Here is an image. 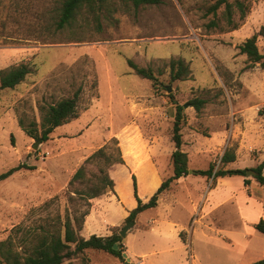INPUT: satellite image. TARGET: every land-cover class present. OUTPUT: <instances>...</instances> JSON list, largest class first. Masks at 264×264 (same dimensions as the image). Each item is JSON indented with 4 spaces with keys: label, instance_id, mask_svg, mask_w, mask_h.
Returning <instances> with one entry per match:
<instances>
[{
    "label": "rangeland",
    "instance_id": "rangeland-1",
    "mask_svg": "<svg viewBox=\"0 0 264 264\" xmlns=\"http://www.w3.org/2000/svg\"><path fill=\"white\" fill-rule=\"evenodd\" d=\"M62 1L0 0V71L22 63L31 69L15 89H0V175L23 166L0 180V241L12 237L21 249L51 219L64 217L71 209L70 179L102 147L112 155L121 151L125 160L110 169L112 178L123 183L135 174L140 188L138 176L144 174L148 183L161 185L173 175L174 114L183 105L181 149L188 154L189 174L135 219L122 240L124 253L134 264L264 259V234L255 231L249 239L231 234L264 218V187L247 175L263 191L250 199L249 189L243 194L233 183L216 187L220 178L195 174L211 165L252 170L264 161V69L239 48L264 28V0H248L246 18L239 21L235 14L236 30L209 28L216 19L209 10L218 0H162L119 11L117 23L104 25L102 32L84 19L57 29ZM257 45L264 55L263 37ZM172 59L189 66L185 80L171 79ZM128 60L151 68L157 85L136 75ZM78 89V118L56 128L47 141L31 138L19 125L20 120L40 125L42 107ZM195 98L206 101L200 111L189 104ZM226 151L236 154L235 162L222 163ZM122 187L130 199V185ZM149 192L143 189V197ZM92 201L91 230L84 236H108L130 202L116 188ZM86 256L87 264H127L106 252Z\"/></svg>",
    "mask_w": 264,
    "mask_h": 264
},
{
    "label": "trees",
    "instance_id": "trees-1",
    "mask_svg": "<svg viewBox=\"0 0 264 264\" xmlns=\"http://www.w3.org/2000/svg\"><path fill=\"white\" fill-rule=\"evenodd\" d=\"M161 3L162 0H63L59 9L56 27L59 30L72 28L80 19H84L87 25L92 26L98 32H102L104 25L117 23L118 20L114 18V15L119 11H125L130 7L138 10L143 6ZM221 7H224V10L219 15ZM249 10L250 3L248 0H218L209 10V13L214 14L216 18L209 22V28H221L223 31L236 30L240 24L235 20V14H238L239 21H243ZM221 19H224L225 26L221 24ZM259 37L264 38V28L248 38L239 48L241 54L247 55L249 60L251 59L253 63H259L260 67L264 69V55L257 45ZM128 65L136 75L152 80L154 85H157V79L151 68L138 66L132 60H128ZM168 65L173 81L185 80L190 74L189 66L183 59H172ZM30 73L31 69L25 63L1 70L0 89H15L25 81ZM80 92L81 90L78 89L72 97L64 98L48 107H42L40 125L33 121L29 126H25L22 120H20L19 125L31 138L47 141L56 128L78 118ZM189 104L200 111L206 101L195 98ZM184 114V106L177 105L172 136L176 148L172 154L173 175L158 186L148 201H143L139 195V186L135 174L131 175L132 181L125 180L123 183L119 179L111 177L110 169L115 165H124L125 160L121 151L117 155H112L106 152L105 147H102L87 157L70 179L66 193L71 209L68 210L65 216L58 215L51 219L33 236L32 241L24 243L21 249L17 248L12 237L0 241V264H87L89 259L86 252L93 250L106 252L124 262L123 238L120 237L117 228H114L113 230H117L113 231L112 235L108 237L92 235L86 239L81 236L80 232L87 216L90 214L88 208L93 199L101 197L107 192H114L115 187L130 203L131 200L137 202V206L129 211L125 219L126 224L130 221L135 222L139 214L158 206L160 195L168 191L174 182L189 174L188 154L181 149L183 144L182 128L185 122ZM235 161L236 154L233 151H226L222 157L223 164ZM22 168L23 166H17L10 169L0 175V180ZM253 170L257 174L252 178L264 187V161ZM246 171L247 169H216L214 165H211L206 170L195 171V174L214 180L221 177L242 176L245 178V182L248 183L250 181L246 179ZM138 177L141 194L143 189L149 192L151 187L156 186V183L154 184L152 180L150 183L147 182L148 176L141 174ZM125 182L131 185L130 199L123 191L122 185L125 186ZM81 202L86 206L84 211H81ZM254 228L264 234V219L254 224ZM115 244L118 245V249H114ZM251 264H264V259Z\"/></svg>",
    "mask_w": 264,
    "mask_h": 264
},
{
    "label": "crops",
    "instance_id": "crops-1",
    "mask_svg": "<svg viewBox=\"0 0 264 264\" xmlns=\"http://www.w3.org/2000/svg\"><path fill=\"white\" fill-rule=\"evenodd\" d=\"M232 177H236L235 178V180H230L229 178H231V177H221L219 180V183H218V185L216 186V187H222V186H225V183H233V185H236L237 186V188H239V190L240 191H242V192H244L243 194H247V190L249 189V190H251V193H252V195H248V197L250 198V199H252L253 197H255L256 195H261V193L263 192L262 191V189L256 184V182H248V183H246L245 182V178L244 177H242V176H232ZM158 186H159V184L158 183H156V186H154V187H151V189H150V192H149V194L144 198L143 197V195L141 194V192H140V188H139V195H140V197L143 199V201H148L149 199H150V197L155 193V191L157 190V188H158ZM227 186V185H226ZM116 188V187H115ZM236 188V187H235ZM132 194H133V189H132ZM130 197H131V185H130ZM257 197V196H256ZM162 200V198L160 199V201ZM91 203H92V206H93V201H91ZM158 204H159V202H158ZM135 206H137V202H136V200H131V203H126V206L123 208V218H122V220H121V222L119 223V224H117V225H112L111 226V234L110 235H108V236H111L112 235V233H113V229L114 228H118V227H120L121 226V224L122 223H125V219H126V217H127V215L129 214V211H131L132 209H134L135 208ZM153 209V208H152ZM90 213H91V211H90ZM263 213H264V211H263ZM140 215V214H139ZM138 215V216H139ZM263 217H264V215H263ZM262 217V218H263ZM138 218V217H137ZM264 219V218H263ZM260 220H261V218H260ZM104 222V224H107V221L106 220H104L103 221ZM257 222H259V221H256V222H253L252 223V225H251V227H248L246 230L247 231H245V232H243V233H241V231H233L234 233H232L231 232V234H234V235H236V236H238V235H241V236H243L245 239H249V238H252L254 235H255V231H257L255 228H254V224H256ZM91 215H88L87 216V218H86V221H85V223H84V226H83V229L81 230V232H80V234H81V236H83L84 238H86V239H88V238H90L89 236H84V234L86 233V232H89L90 230H91ZM259 232V231H258ZM129 233V231L127 232V234ZM108 236H104V237H108ZM227 240H229V242H230V244L229 245H234V243H235V240H233V239H231V238H226ZM248 241V240H247ZM246 241V242H247ZM246 242H244V244L246 243ZM237 244V243H236ZM235 244V245H236ZM240 247L242 246L241 245V243L240 244H238ZM99 252H103V251H99ZM140 261H142V263L143 264H146L145 263V261L144 260H140Z\"/></svg>",
    "mask_w": 264,
    "mask_h": 264
},
{
    "label": "water",
    "instance_id": "water-1",
    "mask_svg": "<svg viewBox=\"0 0 264 264\" xmlns=\"http://www.w3.org/2000/svg\"><path fill=\"white\" fill-rule=\"evenodd\" d=\"M185 107H186V106H185ZM38 142H40V141H38ZM37 144H38V143H36V144L34 145V148L37 147ZM190 173H194V171H190ZM246 173H247L248 176H252V177L256 176V174H257L253 169H252V170H250V169L248 170V169H247ZM133 225H134V221H130V222H128V223L122 228V230L119 231L120 237L124 238V236L127 235V232L131 229V227H132ZM114 249H118V245L115 244V245H114ZM123 257H124V259L126 260L127 264H134V263H132V262L130 261V259L128 258L127 253H123Z\"/></svg>",
    "mask_w": 264,
    "mask_h": 264
}]
</instances>
